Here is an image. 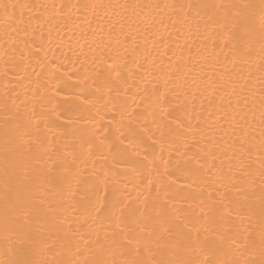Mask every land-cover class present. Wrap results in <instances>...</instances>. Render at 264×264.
<instances>
[{
	"label": "bare ground",
	"instance_id": "bare-ground-1",
	"mask_svg": "<svg viewBox=\"0 0 264 264\" xmlns=\"http://www.w3.org/2000/svg\"><path fill=\"white\" fill-rule=\"evenodd\" d=\"M262 261L264 0H0V264Z\"/></svg>",
	"mask_w": 264,
	"mask_h": 264
},
{
	"label": "snow or ice",
	"instance_id": "snow-or-ice-1",
	"mask_svg": "<svg viewBox=\"0 0 264 264\" xmlns=\"http://www.w3.org/2000/svg\"><path fill=\"white\" fill-rule=\"evenodd\" d=\"M108 68H109V75L111 76L112 73H115L116 77L120 76V72L118 70V68L113 67V65L111 63L108 64ZM55 73H60L59 77H55L56 80V87H57V91L59 92H63V94L66 97H72L75 95L74 93V89H77L79 86V77L74 76V74L69 73L68 69H64L63 71H61L60 68H54V74ZM110 82H104L103 84H98L97 88L100 89L104 86H108ZM55 94V93H54ZM59 119V117H57ZM67 119H71L70 117H67ZM179 128L180 125H177V129L173 130L176 134L177 137H180V133H179ZM133 139L129 140V144L133 145L132 150H131V155L133 157H139L141 156V150L139 145L137 144V142H139L140 145L143 146V159H129L128 157V148L125 147L123 149H120L117 147V151L118 153L121 155L122 158H124V163L125 166L133 168V169H138V168H146L147 165L145 164V161L148 160L149 157V149L152 148L151 145H148L147 143H144L140 136L138 134L132 133ZM149 139H152L151 137H149ZM155 141H153L154 143ZM124 142L121 141V144H123ZM115 147V146H114ZM102 207L107 208L108 205H102ZM261 264H264V261L261 262Z\"/></svg>",
	"mask_w": 264,
	"mask_h": 264
}]
</instances>
